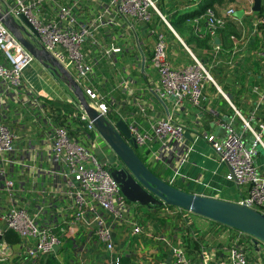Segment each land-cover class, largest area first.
I'll use <instances>...</instances> for the list:
<instances>
[{
	"label": "built area",
	"instance_id": "obj_1",
	"mask_svg": "<svg viewBox=\"0 0 264 264\" xmlns=\"http://www.w3.org/2000/svg\"><path fill=\"white\" fill-rule=\"evenodd\" d=\"M160 1L164 0H106L105 6L97 10L96 16L86 20L80 19L86 0H0V7L4 9L5 15L14 19L23 16L27 20L37 34L38 43L71 75L84 96L94 101L91 105L107 118L110 108L88 85L87 76L98 66L99 61L97 58L86 60L91 51L82 53L81 47L89 43V48L99 49L101 57L115 69L114 57L121 49L113 44L100 45L96 35L101 28L114 25L113 12L119 18L130 19V29L138 24L150 26L155 14L172 32L166 17L156 7ZM235 1L249 4L247 10H236L231 6L217 14L211 8H206L201 17L204 19L205 33L213 42L214 54L221 48L216 44V34L225 29L228 22H236L244 30L242 19H236L234 14L237 11L243 12L242 17L254 14L253 0ZM251 30L253 36L258 34L262 40L259 51L251 59L264 65V15L253 17ZM194 33L202 36V29L196 26ZM235 39L234 36L230 37L232 54L238 53L235 43L244 45L243 38ZM167 49L165 36L156 34L150 65L157 75V97L160 100L170 99L172 112L150 123L146 132L140 131L135 122L127 123L124 120L137 148H143L153 140L159 143L160 148L167 150L172 143L181 144L185 131L174 121L175 114L182 109L185 101L198 107L205 86H215L210 74L215 61L212 60L210 66L204 65L188 51L191 62L173 66L167 59ZM0 56V181L3 183L0 190L7 196L6 205L0 208V224L3 225V229L0 228V264L8 263L10 254V247L2 240L4 230L19 238L23 257L33 262L52 256L64 264L59 254L64 245L70 244L69 249L76 259L75 263L71 262L73 264H264L260 258H255L260 253V242L250 237L252 253L257 251V255L251 257L242 244L246 238L244 233L224 228L220 233L216 231L217 235L211 232L199 234L192 228L190 213L180 208L163 206L153 210H161L159 215L163 219L177 218L175 226L169 228L167 233L164 232L166 229L163 224L156 220L144 222L138 214L132 216L129 202L111 177L116 164L102 162L91 152L95 149L91 137L95 129L73 100L70 105H74L78 112L72 114L70 119L84 126L86 135L83 139L91 142V150L78 143L77 138L81 136L78 129L71 136L65 128L54 126L51 113L38 97L28 100L30 109L26 108V114L30 110V113L36 111L32 115V122L38 125L49 148L45 156L49 169H43L41 174L58 180L55 187L49 188L46 193L38 195L35 192L41 199V205L28 209L30 203L20 198L22 190L15 189L12 174L18 167L19 175L23 176V171L28 169L24 159L26 156V159L29 158V152L16 148L21 136H17L5 120L7 107L4 99H13L18 104L21 102L23 72L34 58L1 20ZM229 66H233V60ZM128 86V80L122 81L121 88L128 89ZM254 91H259L260 101H263L264 90ZM234 116L241 123V134H236L227 125L220 140L206 133L201 134V137L210 144L219 162L230 168L237 186L247 188L238 204L264 215V175L255 164L259 150L264 151V121L253 127V119L244 118L237 110H234ZM245 133L252 136L251 144L247 146L243 138ZM38 173L40 171H36ZM169 184L172 185L171 182ZM47 196L52 202L44 205Z\"/></svg>",
	"mask_w": 264,
	"mask_h": 264
},
{
	"label": "crops",
	"instance_id": "obj_2",
	"mask_svg": "<svg viewBox=\"0 0 264 264\" xmlns=\"http://www.w3.org/2000/svg\"><path fill=\"white\" fill-rule=\"evenodd\" d=\"M105 1L106 0H86L80 19H93L97 14V10L105 6ZM162 2L165 5V12H167L168 5L175 4L182 12L191 13L198 9L200 0H164ZM231 6H234L236 10H247L249 4H238L235 1L234 4L217 10L215 9V11L219 14L224 9ZM3 11L4 9L1 8V12ZM112 15L114 17V25L101 28L96 37L102 46L113 44L121 49V52L114 57L116 69L117 66L119 68L117 72L121 78V82L116 86L112 83H108V85L105 84L107 79L104 78V69H100L98 66L99 64H108V62L101 57L99 49L89 48V43H86V54L88 51H91V53L89 56H86L85 59L90 60L92 58H97L99 61L98 66L93 68V72L89 74L88 85L99 97L103 98V103L105 99L110 97L108 107L111 112L119 114L120 119L126 120L127 123L135 122L140 131L146 132L149 130L150 123L165 118L167 114L172 112L171 100H160L157 97V75L150 65V56L153 44L156 40V34H163L165 36L168 47L167 59L173 66L188 65L191 62L188 51L191 55L194 56V54L185 44L184 39L186 36L180 37L172 27L173 33L171 32V34L174 37L168 33L163 25L160 23L155 24L154 19H152L150 26L138 24L134 26L133 29H130V19L119 18L114 12ZM252 18V16H243L241 18L244 30L239 37L244 39L242 41L244 45L238 46L235 43L238 53L235 52L232 54L233 44L230 39L225 38V36H219L217 38L216 44L220 45V51L217 54L211 52L212 55H214L212 60L215 61L213 68H216L215 72L212 71L211 73L215 86H205L203 97L198 107L192 106L185 101L182 105V109L175 114L174 121L184 128V141L181 144H170L168 150L160 148L156 140H153L144 147L146 149L145 155L149 156V160L161 164L166 170L168 169L171 172V174L167 176L159 173L163 175L162 177L155 175L161 179L163 178L166 182H171L172 186L182 191L232 203H238L240 198L246 194L247 188L238 187L236 182L230 179V168L226 164L219 162L210 144L201 137V134L206 133L214 139L220 140L225 134L227 125L232 127L236 133L237 130L235 131L233 128L234 123H237V128L240 129L239 134H241V123L235 118L234 110L239 111L244 118L253 119V127H257L264 121V100L260 101L259 91H254V89L260 91L264 90V65L251 59V57L255 56V53L259 51L262 40L258 34L254 36L251 34ZM32 40L37 41L36 38H32ZM222 45L223 47L229 46L230 49H224ZM201 54L203 55L205 52ZM1 59L0 56V61ZM143 59L144 71L141 69V62ZM232 60L233 66H229ZM211 64L212 63L208 66ZM100 74H102V81L98 80V75ZM123 74L126 77H124ZM92 78L100 82H95ZM125 80L129 81L128 89L121 88V83ZM23 82V88L20 91L21 102H19V104L13 99H4L5 106L7 107V110L4 112L5 120L10 127L14 125L15 130H19V132L25 129L24 126H21L24 117L19 113V110H23L24 114H26V108L30 109L28 107V100L32 99V97H38L48 112H50V110L46 107L45 101H58L70 105V102L73 100L71 92L61 82L56 80L49 70L43 68L41 64L35 60L24 70ZM103 91H108V96H106ZM0 94H2L1 87ZM86 100L90 104L94 103V101H90L87 98ZM22 102H26L27 104L25 105ZM11 106H13V109ZM30 111L27 115L31 117L32 115L34 116L36 111L34 110L32 113H30ZM26 117L27 116H25V118ZM211 123H214V128L212 129L210 128ZM21 127L24 128L21 130ZM26 131L29 132L28 130ZM25 137L26 134L21 136L20 142L22 141V143H24ZM37 138L34 144L31 140H28L24 148L18 149L19 151L24 150L29 152L27 153L29 158L26 159V156L24 159V165H26L28 169L23 171V176L24 173L27 172V175L32 180L31 184L34 188L37 187L38 179L44 181L48 180L50 181L48 184L49 189L55 187V183L58 182V180H53L41 174V171L44 172L41 166L35 167L29 164V162L36 164L39 161L47 166L45 156L49 148L44 140L41 139V135L37 136ZM243 138L246 146L251 144L252 136L250 134H243ZM93 153L102 162L108 161L113 164L116 163L112 153L107 156L104 150L97 148L93 150ZM255 164L259 172L264 175V151L262 149L258 152ZM47 167L45 170L49 169V166ZM16 168L18 167H15V170ZM36 171H40V173L36 174ZM17 182L18 189L20 191L22 190L23 194L27 193L31 195L32 191L25 190L26 182L24 180L18 179ZM2 184L3 183L0 181V189ZM41 185H43V183H41ZM42 192H44V189ZM42 192L36 191L38 195ZM21 199L29 203L26 195H22ZM5 202L6 200H0V208L6 205ZM50 202H52L50 196H47L43 204L49 205ZM150 212L154 211L150 210ZM209 226L211 227V225ZM0 228L3 229L2 224H0ZM222 230L218 232L220 233ZM208 232L209 231H206L203 235ZM259 248L260 253H258V255L256 250L253 253L251 252L250 255L251 257L257 255L255 258H260L264 263V245L260 244ZM9 253V260L6 264H24V261L31 264H40L41 261V259L36 262L25 260L19 246L14 248L10 247Z\"/></svg>",
	"mask_w": 264,
	"mask_h": 264
},
{
	"label": "water",
	"instance_id": "obj_3",
	"mask_svg": "<svg viewBox=\"0 0 264 264\" xmlns=\"http://www.w3.org/2000/svg\"><path fill=\"white\" fill-rule=\"evenodd\" d=\"M260 9L261 0H253L252 12L258 13ZM4 13L5 11L1 12L0 7V20L3 25L35 61L49 70L52 76L71 92L98 137L122 164V169L117 170L115 167L112 169L111 177L129 203L149 210L160 209L163 206L180 208L192 215L244 233L264 245L263 214L238 203L182 191L152 173L138 157L137 146L133 142L126 122L123 119L108 120L98 112L88 103L82 89L71 75L43 49L38 41L32 40V38L37 39V34L27 20L23 16L16 20ZM242 14V11H237L234 17L239 20ZM141 69L144 71V59L141 62ZM210 128H214V123L210 124ZM233 128L237 130L236 134H239L237 123L233 124ZM230 176L235 181L231 172Z\"/></svg>",
	"mask_w": 264,
	"mask_h": 264
},
{
	"label": "trees",
	"instance_id": "obj_4",
	"mask_svg": "<svg viewBox=\"0 0 264 264\" xmlns=\"http://www.w3.org/2000/svg\"><path fill=\"white\" fill-rule=\"evenodd\" d=\"M190 2V1H189ZM235 0H201L198 9L191 13H185L182 12L177 5L175 4H166L168 5L167 12H165V5L163 4L162 1L157 3V9L159 12L166 17V20L170 24V26L174 29L176 33L180 35V37L186 36L184 39L185 44L187 47L190 49V51L194 54V56L201 61L204 65H209L212 63V45L213 42L211 40V37L205 33V30L203 28L204 25V19H202V15L205 12L206 8H211L212 10L215 11V9L227 7L231 4H234ZM256 16H262L264 15V9L261 6L260 12L255 13ZM201 18V19H200ZM153 19L155 24L160 23L165 27V25L160 21V19L154 14ZM196 19H199L194 22ZM198 26V28L202 29V36H198L194 33V28ZM165 29H167L165 27ZM168 33L174 37L171 32L167 29ZM242 28L239 26L238 23L236 22H228L225 26V29L219 30L216 34L217 37L219 36H225V38L230 39L231 36L234 37H239L241 35ZM223 47V45H222ZM229 48L230 47H223ZM202 52H205V54H201ZM186 53V52H185ZM191 59V58H190ZM216 68H212L210 70V74L215 72ZM117 69L115 67L114 72L116 73ZM74 103L76 104V101L73 99ZM46 102V107L49 108L51 112V120L54 126L58 127H63L65 128L71 136L75 135V130L78 129L77 124H79L77 121H74L71 118L72 114L77 113L78 109L74 105H69L63 102H58V101H45ZM111 111L107 113V119L111 121H117L120 119V115H112L115 116L116 118H110ZM264 118V116H263ZM76 124V125H75ZM139 157V156H138ZM140 158V157H139ZM141 160V159H140ZM206 220V219H204ZM209 225H211L212 228L209 232L213 233L214 235H217L215 233L216 231H220L224 228H227L225 226H222L220 224H217L215 222L209 221ZM230 229V228H228ZM215 232H212L214 231ZM233 230V229H230ZM236 231V230H233ZM2 240L9 246V247H17L20 244L19 238L12 232L10 231H3V236ZM70 247V244H68ZM194 246V245H192ZM40 264H60L54 257H47L44 258L40 261Z\"/></svg>",
	"mask_w": 264,
	"mask_h": 264
},
{
	"label": "rangeland",
	"instance_id": "obj_5",
	"mask_svg": "<svg viewBox=\"0 0 264 264\" xmlns=\"http://www.w3.org/2000/svg\"><path fill=\"white\" fill-rule=\"evenodd\" d=\"M262 2V7H264V0H261ZM255 16V13L253 14L252 17ZM251 17V16H250ZM253 20V18H252ZM251 20V22H252ZM237 38H240V37H237ZM85 46H86V43L82 45L81 49H82V53H85ZM97 67V66H96ZM94 67V68H96ZM100 69H104L103 70V73L105 74L104 78L107 79V82L105 83L106 85L109 84H113L114 86H116L117 84H120L121 82V78L119 75H116L115 72H114V68H112L111 66H109L108 64L104 63V64H99L98 66ZM117 69L118 66H117ZM124 73V72H123ZM90 75H88L87 77H89ZM99 78L98 80L102 81V74L98 75ZM124 76V74H123ZM126 77V76H124ZM92 80H94L92 78ZM98 80H94L95 82H100ZM110 86V85H109ZM108 86V87H109ZM120 88V87H119ZM115 91H116V88H115ZM105 93L106 96H108V91H103ZM111 93V92H110ZM114 96V95H113ZM109 102H110V97H108L107 99L104 100V103L109 106ZM89 103V102H88ZM12 109H13V106H11ZM16 109V108H15ZM17 110V109H16ZM19 113L22 114V116L24 117L22 123H21V126H24L25 129L22 131V132H19V130H15V127L14 125H12L13 127H10V125H8L11 129H13L15 132H16V135L17 136H23L24 134H26V137L24 139V143L21 142H18L16 144V148H18L19 150L21 148H24L26 146V143L28 142V140H31L32 143L34 144V142L37 141V136L41 135V139H44L43 135L41 134V131L38 127L37 124H34L32 122L33 118L31 116H28L27 114H24L23 110H19ZM112 115H117L116 113L114 112H111L109 117L110 118H116L115 116H112ZM25 116H27L25 118ZM8 124V123H7ZM76 125V124H75ZM78 128H79V131L81 132V136L79 138H77V141L80 145H82L83 147H85L86 149H90L91 150V146H90V143L91 142H87L83 139V136L86 135V133L84 132V126L83 125H80V124H77ZM27 129H30L29 132H27L26 130ZM91 137L93 139V142L95 144V148L97 149H102L105 151V154L107 156L111 155V152L108 150L106 144L98 137V135L96 134V132H93L91 133ZM145 148H137L136 149V153L137 155L140 157L141 161L145 164V166L154 174L156 175H159L160 177H162L163 175H170L171 172L170 170H166L161 164H158V163H154L153 161L149 160V156L148 155H145ZM91 152L93 153V150H91ZM94 154V153H93ZM114 156V155H113ZM115 158V156L113 157ZM29 164H31L32 166H35V167H38V166H41V168L45 169L47 166L44 165L43 163H40L39 161L36 163V164H33L31 162H29ZM48 168V167H47ZM19 173V170L18 168H16L15 172L12 174V180L15 184V189H18V179L19 180H24L26 182V186H25V190L26 191H32V194H23V193H20L19 196L20 198H22V195H26V198H27V201H29L30 205L28 207V209L32 210L34 208V206L36 205H41V199L39 196H37L35 194L36 191H40L42 192V190L44 189V193L47 192L48 190V184L50 183V181H44L42 179H38V183H37V187H33L31 182V178L27 175V172L24 173V176L23 177H20L18 175ZM163 175H161V174ZM163 179V178H162ZM41 183H43V185H41ZM31 196V197H30ZM0 200L2 201H5V204L7 203V196L6 194L0 190ZM129 207L131 209V215H135V214H138L140 220H143L144 222H148L149 220H156L157 222H159L160 224H163V228H165L166 230L164 231L165 233H167L168 229L169 228H172L173 226H175V220L177 218H171V217H166L165 219L161 218L160 217V213L162 212L161 210L159 211H156V212H150L149 209L145 208V207H140L138 206L137 204H132V203H129ZM190 217V220H191V223H192V228L199 234H204L206 231H210L211 227L209 226L208 224V221L202 219L201 217H198V216H195V215H192L190 214L189 215ZM212 232H215L212 231ZM246 238L244 240H242V244L243 246L245 247V251L247 254H250L252 252V246H251V239H250V236L246 235ZM214 239V238H212ZM214 244H216V242H214ZM60 258H61V262H63L64 264H73L71 262H76V259H75V255L71 252V250L69 249V246L68 245H64L60 254H59ZM24 264H31L29 262H25L24 261Z\"/></svg>",
	"mask_w": 264,
	"mask_h": 264
},
{
	"label": "flooded vegetation",
	"instance_id": "obj_6",
	"mask_svg": "<svg viewBox=\"0 0 264 264\" xmlns=\"http://www.w3.org/2000/svg\"><path fill=\"white\" fill-rule=\"evenodd\" d=\"M115 161H116V167L115 168H117V170H120V169H122L123 168V166H122V164L119 162V160H117V158L115 157ZM114 169V168H113Z\"/></svg>",
	"mask_w": 264,
	"mask_h": 264
}]
</instances>
